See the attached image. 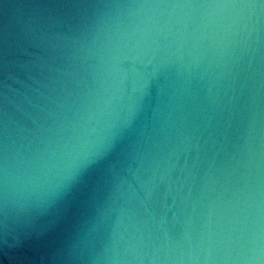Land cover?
Returning a JSON list of instances; mask_svg holds the SVG:
<instances>
[{
	"label": "water",
	"instance_id": "1",
	"mask_svg": "<svg viewBox=\"0 0 264 264\" xmlns=\"http://www.w3.org/2000/svg\"><path fill=\"white\" fill-rule=\"evenodd\" d=\"M0 264H264V0H0Z\"/></svg>",
	"mask_w": 264,
	"mask_h": 264
}]
</instances>
